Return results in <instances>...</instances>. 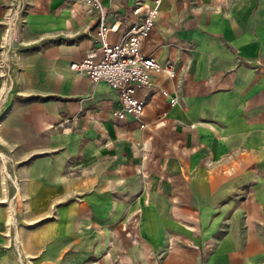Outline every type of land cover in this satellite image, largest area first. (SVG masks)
Listing matches in <instances>:
<instances>
[{
  "label": "crops",
  "instance_id": "0c3cea01",
  "mask_svg": "<svg viewBox=\"0 0 264 264\" xmlns=\"http://www.w3.org/2000/svg\"><path fill=\"white\" fill-rule=\"evenodd\" d=\"M150 1L101 0L107 39ZM15 9L0 264H264V0H159L141 51L173 76L135 88L142 125L112 120L115 92L68 67L98 47L81 0H0V22Z\"/></svg>",
  "mask_w": 264,
  "mask_h": 264
},
{
  "label": "built area",
  "instance_id": "2783aa9c",
  "mask_svg": "<svg viewBox=\"0 0 264 264\" xmlns=\"http://www.w3.org/2000/svg\"><path fill=\"white\" fill-rule=\"evenodd\" d=\"M85 6L84 13L92 15L95 20V38L97 48H89L78 61L69 63V69L84 74L91 83L105 82L116 94L118 107L111 110V119L120 121L125 116H132L140 123L142 102L135 97V88L149 85L151 72H163L173 76L169 64H160L152 56L141 51V44L154 26L159 0H151L141 17L133 21L117 40L110 42L108 33L117 31V23L106 21L105 7L101 0H81ZM137 8L133 9L136 12ZM160 93L166 95L165 90ZM169 104L176 102L169 97ZM69 122L63 117L53 128L62 127ZM142 125V123H140Z\"/></svg>",
  "mask_w": 264,
  "mask_h": 264
},
{
  "label": "rangeland",
  "instance_id": "374dc122",
  "mask_svg": "<svg viewBox=\"0 0 264 264\" xmlns=\"http://www.w3.org/2000/svg\"><path fill=\"white\" fill-rule=\"evenodd\" d=\"M0 24L4 27L3 36L5 37V39H9L10 41L15 40L16 44H18L15 47L14 46L11 47V45L9 46L10 43H8L7 41H4V45L0 47V50L5 51L6 53L8 52V54L11 52L15 53L21 50L23 48L22 47V38H23L22 29L24 27L23 25L25 24V18L22 14V9H15L12 14L5 16V18L3 19L2 22H0ZM5 69H7V66L5 67ZM11 75H12L11 68L10 70L7 71V73L5 72L3 75L5 82L8 83V85H9V82L11 81ZM9 92L7 93V95H8V98H10V100L21 98L20 95H16L17 93H12V92L9 93ZM1 99H2V96H0V101ZM4 114H5V111H0V117H2Z\"/></svg>",
  "mask_w": 264,
  "mask_h": 264
}]
</instances>
